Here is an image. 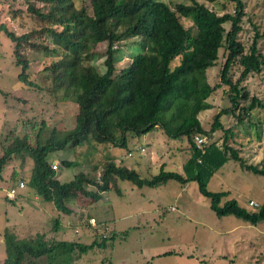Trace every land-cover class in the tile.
<instances>
[{
	"label": "trees",
	"instance_id": "16d2710c",
	"mask_svg": "<svg viewBox=\"0 0 264 264\" xmlns=\"http://www.w3.org/2000/svg\"><path fill=\"white\" fill-rule=\"evenodd\" d=\"M218 1L189 0V3L170 6L165 0H88V9L85 0L80 7H76L73 0H33L26 4L25 11L33 15L37 27L16 34L5 23H0V31L13 42L14 63L20 68L18 78L30 87L36 84L30 79V61L24 49H47L34 38L44 33L49 36L61 53L45 66L52 82L48 90H62L63 97H71L77 105L75 124L69 130L53 127L43 138L42 121L34 141L27 134L11 140L5 136L0 140V171L13 157L28 154L33 162L28 184L43 200L52 202L65 214L72 211L66 200L78 194L89 197V186L95 187L92 197H96L97 193L110 188L119 193V180H128L137 187H157L176 180L181 184L195 181L199 193L210 199V208L219 216L232 214L250 224L264 220V202L254 210L241 206L235 198L221 205V199L229 191L213 192L207 188L214 173L229 159L264 177V157L258 164L246 163L240 150L227 142L226 133L221 144L214 140L197 147L194 141L196 135L205 137L222 128L219 119L223 113L239 110L248 114L255 107L264 108V102L250 96L248 89L240 85L248 75L259 73L264 67V56L256 45L259 34L255 32L249 51H245L238 40L246 15L244 2L228 0L233 9L223 13L206 4ZM183 19L190 20V25L185 26ZM226 23H230L229 29ZM131 38H136L133 43L139 49L117 70L116 63L121 59L118 45ZM100 43L105 44L102 73L92 63L99 53ZM220 48L224 49L220 82L211 85L206 71L215 65ZM56 49L51 50L57 52ZM175 58L178 61L173 64ZM234 63L241 71L232 81L229 71ZM222 84L228 88L230 105L214 116L211 128L206 130L198 114L208 106L207 98ZM241 100L249 102L240 106ZM156 126L168 138H187L192 155L181 172L168 171L161 166L157 174L146 178L138 170L117 164L109 157L93 165L99 170L98 177L79 172L61 182L53 175L47 158L57 149L68 144L80 146L86 141L125 147L127 134L140 136ZM225 131L231 132L230 128ZM80 216L84 225L93 230L91 243L53 240L39 233L19 238L6 229L3 232L6 255L0 264H74L81 254L94 247H106L115 234H98L87 223L93 216L83 213ZM59 224V219L54 218L52 229L57 230Z\"/></svg>",
	"mask_w": 264,
	"mask_h": 264
},
{
	"label": "rangeland",
	"instance_id": "374dc122",
	"mask_svg": "<svg viewBox=\"0 0 264 264\" xmlns=\"http://www.w3.org/2000/svg\"><path fill=\"white\" fill-rule=\"evenodd\" d=\"M73 1L76 7L84 2ZM165 1L170 6L179 2L189 3V0ZM242 1L246 15L242 19L238 40L244 50L249 51L257 32L256 45L264 56V0ZM30 2L33 0H0V23H5L16 34L28 32L32 26L37 27L33 15L25 11L26 4ZM85 2L89 9L88 0ZM206 4L219 13L233 9L228 0ZM17 10L20 11L17 13ZM182 22L185 26L190 25L188 19ZM225 27L229 29L230 23ZM34 40L47 49H24L30 61V79L36 84L30 87L18 78L20 68L14 63L13 42L0 31V140L5 136L11 140L14 136L27 134L34 141L42 121L43 138L53 127L66 131L75 124V101L71 97L64 98L62 90H48L52 82L45 66L57 58L61 49L45 33ZM133 40L136 38L119 43L121 59L116 63L117 70L125 66L131 54L139 49ZM54 47L57 52L51 50ZM97 50L99 53L93 57L92 63L102 73L105 70V44H98ZM223 55L224 49L220 48L215 65L206 71L211 85L220 82ZM177 61L175 58L172 63ZM240 71L241 67L234 63L229 71L230 79L235 81ZM240 85L248 89L250 96L264 102V67L261 72L248 75ZM227 93V86L222 84L207 98L208 106L198 114L204 129L209 130L214 116L230 105ZM248 102L241 100L240 106ZM219 121L223 127L206 135L207 141L216 140L221 144L226 133L227 142L240 150L246 163L258 164L263 159L264 108L255 107L248 114L239 110L223 113ZM228 128L232 133L225 131ZM126 138L125 147L86 141L80 146L68 144L51 152L47 159L51 166L57 165L56 169L52 168L53 175L61 182L72 179L79 172L98 177L99 170H95L93 165L113 157L117 164L134 168L142 177L150 178L158 173L162 163H165L166 170L181 172L182 163L192 155L186 137L168 138L159 126L146 135L127 134ZM159 146L164 149L162 156ZM150 155L152 160L148 159ZM32 166L31 157L24 153L13 157L0 171V262L6 255L3 242L6 229L19 238L39 233L53 240L91 243L93 230L84 225L80 216L83 213L93 216L95 224H89L88 220L87 223L98 234L108 236L113 232L115 235L109 239L112 246L108 243L104 248L94 247L81 254L74 264H264V220L250 224L232 214L217 215L210 208V199L199 193L195 181L181 184L168 180L157 187H137L128 180H119V193L110 188L97 193L96 197H92L95 187L89 186V197L78 194L66 200L72 211L65 214L58 211L52 202L43 200L28 184ZM20 181L24 182V188L18 187ZM11 187H15L17 192L14 199L9 200L6 192ZM207 188L213 192L229 191L221 199V205L227 199L235 198L241 206L254 210L248 204L249 200L259 204L264 202V177L241 168L232 159L214 173ZM54 218L60 221L57 230L52 229Z\"/></svg>",
	"mask_w": 264,
	"mask_h": 264
},
{
	"label": "built area",
	"instance_id": "2783aa9c",
	"mask_svg": "<svg viewBox=\"0 0 264 264\" xmlns=\"http://www.w3.org/2000/svg\"><path fill=\"white\" fill-rule=\"evenodd\" d=\"M194 141H195V144L197 147H201L204 143L207 142L206 138L203 137V136H200V135H196L194 136ZM141 151H144V148H141L140 149ZM128 155H131L130 152L128 153ZM53 169H56L57 168V165L56 164H52L51 166ZM18 187L19 188H24L25 187V184L23 181H20L18 183ZM16 188L15 187H11L9 190H7L6 192V198L9 199V200H12L14 199V197L16 196ZM248 204L252 207H258L259 206V203L255 202V201H252V200H249ZM88 222L89 224L93 225L95 224V219L94 218H89L88 219Z\"/></svg>",
	"mask_w": 264,
	"mask_h": 264
},
{
	"label": "crops",
	"instance_id": "0c3cea01",
	"mask_svg": "<svg viewBox=\"0 0 264 264\" xmlns=\"http://www.w3.org/2000/svg\"><path fill=\"white\" fill-rule=\"evenodd\" d=\"M163 131V130H162ZM149 132H147L146 134H148ZM164 133V132H163ZM145 134V135H146ZM166 136V135H165ZM167 137V136H166ZM160 145V144H159ZM158 150H160V156H162L163 155V147H161V146H159V148H158ZM159 156V157H160ZM242 156V155H241ZM148 159H151L152 160V158H151V155L149 156V158ZM244 159V158H243ZM151 160H149V161H151ZM185 163V161L182 163V166H183V164ZM163 167L164 169L166 168V165H165V163H162L161 165H160V167ZM160 167H159V169H160ZM166 170V169H165ZM168 171H171V170H168Z\"/></svg>",
	"mask_w": 264,
	"mask_h": 264
}]
</instances>
